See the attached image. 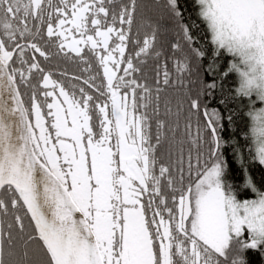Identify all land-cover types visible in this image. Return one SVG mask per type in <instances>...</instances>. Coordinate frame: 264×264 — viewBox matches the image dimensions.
<instances>
[{"label": "trees", "instance_id": "obj_1", "mask_svg": "<svg viewBox=\"0 0 264 264\" xmlns=\"http://www.w3.org/2000/svg\"><path fill=\"white\" fill-rule=\"evenodd\" d=\"M75 4L0 0V56L7 60L17 47L8 68L29 114L32 137V109L38 103L47 107L50 99L43 85L46 73L86 107L96 135L103 131L102 105L110 100V90L102 55L89 44L78 51L65 46L79 35L67 21ZM94 7L97 19L88 14L87 31L112 28V45L124 48L114 87L127 94L140 120L149 161L141 199L156 264H161L163 223L169 228L163 236L169 264H264V236L245 229L214 249L191 231L192 216L187 229L182 227L186 191L213 170L228 199L255 201L264 195L256 134L263 101L244 86L240 56L214 38L200 0H97ZM204 111L218 135L215 154ZM0 264H56L11 185L0 193Z\"/></svg>", "mask_w": 264, "mask_h": 264}, {"label": "rangeland", "instance_id": "obj_2", "mask_svg": "<svg viewBox=\"0 0 264 264\" xmlns=\"http://www.w3.org/2000/svg\"><path fill=\"white\" fill-rule=\"evenodd\" d=\"M96 1L76 0L67 21L79 35L65 46L78 51L89 44L102 55L110 90V100L102 105L103 131L96 135L86 107L46 73L43 85L50 99L47 107L38 103L32 109V143L34 149H40L44 165L52 169L89 220L105 264H156L141 199L149 161L140 120L127 94L114 87L123 44L112 45V28L87 31L83 25L90 12L92 19H97ZM200 1L214 38L244 63V86L263 101L256 116V134L264 163V0ZM218 174L213 170L192 188L191 231L214 249L220 248L232 233L241 234L245 229L252 236H264V195L255 201L228 199ZM168 235L169 228L163 223L161 264H169L170 260L168 239L163 240Z\"/></svg>", "mask_w": 264, "mask_h": 264}, {"label": "water", "instance_id": "obj_3", "mask_svg": "<svg viewBox=\"0 0 264 264\" xmlns=\"http://www.w3.org/2000/svg\"><path fill=\"white\" fill-rule=\"evenodd\" d=\"M16 48L7 60L0 56V161L11 159L14 173L0 176V193L6 185L16 189L56 264H105L89 220L34 149L29 114L8 68ZM204 116L215 139V154L218 135L205 111ZM191 193L189 187L183 199L184 230L193 212Z\"/></svg>", "mask_w": 264, "mask_h": 264}, {"label": "bare ground", "instance_id": "obj_4", "mask_svg": "<svg viewBox=\"0 0 264 264\" xmlns=\"http://www.w3.org/2000/svg\"><path fill=\"white\" fill-rule=\"evenodd\" d=\"M12 174L14 173L11 167V159L0 161V176L6 178Z\"/></svg>", "mask_w": 264, "mask_h": 264}, {"label": "flooded vegetation", "instance_id": "obj_5", "mask_svg": "<svg viewBox=\"0 0 264 264\" xmlns=\"http://www.w3.org/2000/svg\"><path fill=\"white\" fill-rule=\"evenodd\" d=\"M35 151H36V153H37V150L35 149ZM37 154H39V153H37Z\"/></svg>", "mask_w": 264, "mask_h": 264}]
</instances>
